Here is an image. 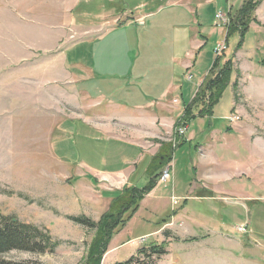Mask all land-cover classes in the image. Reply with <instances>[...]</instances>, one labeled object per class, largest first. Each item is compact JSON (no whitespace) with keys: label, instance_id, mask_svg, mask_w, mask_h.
<instances>
[{"label":"rangeland","instance_id":"374dc122","mask_svg":"<svg viewBox=\"0 0 264 264\" xmlns=\"http://www.w3.org/2000/svg\"><path fill=\"white\" fill-rule=\"evenodd\" d=\"M172 1L177 0H0V215L43 229L58 243L53 252L12 251L3 256L5 261L83 264L88 257L96 230L73 219L98 223L110 211L115 189L109 187L107 192L87 179L86 166L80 163L81 154L92 144L86 136H100V151H104L106 137L95 128L104 122L131 139L141 136L138 142L153 145L140 123H129L115 114L104 120L102 114L116 110L100 102L98 92L112 88L103 77L127 61L117 44L137 35L136 23L127 24L145 11L168 10ZM245 1H196L189 7L194 11L191 18L203 23L212 20L214 27L219 12L235 16ZM255 17L257 24L251 23L241 51L237 52L239 34L227 41L224 57L233 62L231 82L235 86L225 90L212 111V126L224 132L219 134L221 141L212 143V192L216 198L178 199L175 204L170 199V183H160L157 196L162 200L154 203L155 210L150 212L152 200L141 202L131 221L109 242L102 264H123L132 258L145 264H264V2ZM224 28L218 27L220 34L215 39L219 43L226 41ZM215 60L214 54L211 68ZM68 79L78 80L65 84ZM85 88L92 92V103L80 93ZM234 95L243 115L227 130ZM63 120L75 129L68 141L53 142L52 149L57 151L53 155L52 130ZM227 132L234 135L233 140L228 137L231 146L223 137ZM191 147L185 150L196 154L195 144ZM140 153L137 148V154L129 158L140 160ZM191 158L179 156V176L183 190L196 191V183L191 187ZM134 159H119L116 166L135 167ZM60 160L71 162L70 167ZM230 160L232 165L225 166ZM141 165L135 179L140 189L151 180V170L146 172L149 163ZM247 194L257 199L251 202ZM171 209L178 216L165 224ZM244 224L247 234L238 232ZM157 229L159 234L141 237ZM162 246L165 254L151 258L141 254Z\"/></svg>","mask_w":264,"mask_h":264},{"label":"crops","instance_id":"0c3cea01","mask_svg":"<svg viewBox=\"0 0 264 264\" xmlns=\"http://www.w3.org/2000/svg\"><path fill=\"white\" fill-rule=\"evenodd\" d=\"M196 1L201 3L202 1L212 2L215 0H177L171 2L172 4L168 6V10L157 8L156 11H145L137 15L135 21L127 24L132 26V22L136 23L134 28L137 35L117 41L119 42L117 44H120L121 50H123L121 55L127 61L118 64L116 69L113 70V74L109 73L103 77V81L106 80L112 88L99 91L98 98L101 99L100 102L103 101V104L107 103V108L114 109L116 112L102 114V117L106 120L110 114H115L119 116L117 118H127L129 123L134 122L136 125L140 123V125L147 128L148 139L151 140L153 145L138 142L142 138L141 136L134 135V138L131 139V135L117 132L111 129L110 125L99 122L102 126L95 128H100L98 130L106 137L104 151H100V144L103 141L100 136H86V139L91 141L92 144L81 154L80 163L82 166H86L87 174L85 175L87 179L107 192L111 190L109 187H113L114 191L138 188L135 184L137 182L135 179L139 170L138 166L146 161L149 163L146 172L149 174L151 170L152 178L154 163L162 153V143H169V138L184 116L186 108L194 102L210 76L215 50L213 48H215L216 43L220 42V40L215 39V36L220 34V31H218L220 26H218V22H216L217 24L214 22L216 26L213 27L211 25L212 20L203 23L202 20L197 21L191 18L194 11L191 10V13L189 7L194 6ZM143 7L144 5H141L139 10L143 11L145 9ZM159 16L160 19H157ZM149 20H151V23L147 27ZM129 26L127 28H130ZM225 35H227V32L224 28L222 37ZM213 38L215 41L213 40L212 43ZM209 44H211V47L208 48ZM118 57L120 56L118 55ZM228 60L224 58L223 62ZM202 61L204 65H202ZM189 75H192L191 79ZM77 80L68 79L64 83L67 84ZM81 81V83L84 82L83 79ZM231 86L234 90L235 83L233 81L229 87ZM80 93L85 101L92 103L90 89L85 88ZM234 98L233 115H239L241 118L243 113L239 108V101L235 95ZM203 108L204 105L201 103L193 106L196 118L192 119L188 125L183 126L186 129L183 142L175 148L172 156V162L170 163L171 181L169 182L172 187V195L170 199L175 198L186 202L193 199L212 201L216 198L215 194L212 198V143L216 139L221 141L222 135L219 134L223 131L218 132L212 126V110L210 114L198 115ZM132 125L130 124V126ZM234 127L235 125L231 124L227 130ZM73 129H75V126L67 124V121L64 120L59 125L57 124L55 129L52 130L51 149L53 148V142L68 141L69 134ZM233 136V132H227L223 135L224 140H228L227 145L231 146L229 144L231 140L228 137L233 140ZM126 140L128 143L124 142ZM192 144H195L196 154L195 152L191 154L192 150H185L187 146L192 148ZM96 145L98 146L97 152L95 151ZM137 148L141 150L140 156L142 158L140 160L135 157V159L133 157L129 158L131 154H137ZM51 152L53 155L57 153L54 149ZM185 154L189 158L193 156L190 166L194 173L192 179L194 182L191 187H194L193 184L196 183L195 187H198L196 191H194V188L193 191L183 190L184 188L181 186L179 156ZM119 159H134L133 164L135 167L128 168L125 164V167H117L116 162ZM60 161L70 167L69 163L71 162ZM158 161L163 162V159H157ZM94 163H96V166ZM232 163L231 160L230 163L226 161L225 166L232 165ZM159 165L160 168L155 174L160 175L167 164L161 166L160 163ZM93 171H98L101 175L91 173ZM159 185L160 182L142 202L143 205L146 200H152L150 201L152 203L150 212L155 210L154 203L162 200L161 197L158 198L157 196ZM246 198L252 199L251 202L257 199L254 196H249V194ZM171 213L174 214L171 220L176 219L178 215L175 216V209H171ZM159 232L160 230L157 229L141 237L157 235Z\"/></svg>","mask_w":264,"mask_h":264},{"label":"trees","instance_id":"16d2710c","mask_svg":"<svg viewBox=\"0 0 264 264\" xmlns=\"http://www.w3.org/2000/svg\"><path fill=\"white\" fill-rule=\"evenodd\" d=\"M264 0H246L242 8L236 12L235 16L228 14L229 27L227 28L226 43L230 37L239 34L241 42L237 50H241L245 34L249 31L251 23H256L255 17L257 9L263 4ZM232 11V10H231ZM224 53L221 57L216 58L211 69L210 76L204 86L198 93L194 102L188 106L184 112V116L177 124L176 128L183 127L191 123V120L196 118L193 112V106L201 103L204 105L203 110L198 115H207L213 111L214 106L219 102L225 90L229 87L234 73V65L232 60L223 62ZM162 153L159 158H156L153 166V176L149 184L140 188H126L122 191H114L110 211L103 215L98 223H95L87 218H74L73 221L90 229L96 230V236L90 246L89 255L83 264H102L103 256L108 252L107 246L116 234L120 233L123 228L131 221L132 217L140 209L141 202L158 186L161 174H155L156 171L164 164L170 165L175 148L172 143H162ZM157 159H163V162ZM214 198V193H212ZM174 217L170 215L169 221ZM160 224V227L167 222ZM160 228V229H161ZM58 243L53 240L47 231L37 228L31 224L20 222L14 216L0 215V264H17L8 262L3 259L5 254L12 251H21L29 253H46L53 252L57 248ZM152 247L149 250H142L141 254L151 258L152 255L165 254V246ZM123 264H145L131 259Z\"/></svg>","mask_w":264,"mask_h":264},{"label":"built area","instance_id":"2783aa9c","mask_svg":"<svg viewBox=\"0 0 264 264\" xmlns=\"http://www.w3.org/2000/svg\"><path fill=\"white\" fill-rule=\"evenodd\" d=\"M218 26H223L225 27V30L227 32V28L229 27L230 21H229V16L219 12L216 16ZM227 43L226 41L221 42L217 44L214 50V54L216 55V58L221 57L225 51L227 50ZM240 116L237 115H232L229 117V122L231 124L237 123L240 121ZM186 133V129L183 127L176 128L174 133L170 136L169 142L173 144V147L176 148L179 144L183 142L184 136ZM171 181V166L168 165L166 168L162 171L159 182L163 184H167ZM174 203H177V199H173ZM238 232L241 234H247L248 233V225L244 224L238 227Z\"/></svg>","mask_w":264,"mask_h":264}]
</instances>
